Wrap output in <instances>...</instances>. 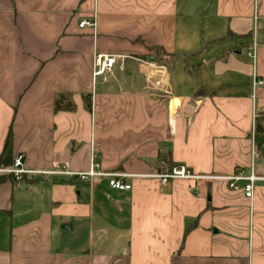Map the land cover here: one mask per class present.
Instances as JSON below:
<instances>
[{"label": "crops", "instance_id": "obj_1", "mask_svg": "<svg viewBox=\"0 0 264 264\" xmlns=\"http://www.w3.org/2000/svg\"><path fill=\"white\" fill-rule=\"evenodd\" d=\"M258 2L255 20L253 0H0V155L12 129L28 170L85 172L94 154L108 172L251 174ZM99 53L119 59L95 78ZM60 95L75 111L56 110ZM127 182L0 172V264H264L262 184L250 201L221 180Z\"/></svg>", "mask_w": 264, "mask_h": 264}, {"label": "built area", "instance_id": "obj_2", "mask_svg": "<svg viewBox=\"0 0 264 264\" xmlns=\"http://www.w3.org/2000/svg\"><path fill=\"white\" fill-rule=\"evenodd\" d=\"M80 28H96L95 20H83L79 24ZM248 55L255 61L258 53V43L256 39L247 48ZM119 56L112 54H96L94 57V70L93 76H103L113 70L117 63ZM144 65L153 66V63L144 62ZM160 70H165V67H159ZM166 71H164V74ZM156 88L162 87L161 79L154 81ZM260 86H264V80L259 78L256 74L253 77V99H255V93ZM262 113L254 108L252 115V163H251V174L246 175L243 171L236 172L232 175H200L194 173L192 170L185 166H172L167 161L160 163V170L156 173L149 174H128L123 172H108L104 171L100 163L97 161L96 155L91 156V167L85 172L69 171L66 167L57 166L53 169L44 170H28L24 167V156L18 155L15 157L13 166L7 169H0V172L11 175L16 181H21L24 176H70L77 178L81 182L91 183L96 179H105L108 182V186L115 191H129L132 189V184L127 182L129 178H152L159 180L162 186H166L170 181H203V180H221L226 182L231 190L235 192H241L244 198L252 201L255 195L256 186L262 184L264 186V174L256 171V166L264 159V146L262 152L259 151L255 143V134L258 119ZM264 127V121H263Z\"/></svg>", "mask_w": 264, "mask_h": 264}, {"label": "trees", "instance_id": "obj_3", "mask_svg": "<svg viewBox=\"0 0 264 264\" xmlns=\"http://www.w3.org/2000/svg\"><path fill=\"white\" fill-rule=\"evenodd\" d=\"M157 51L159 54H156L157 55L156 59L160 63V65H162L164 62L161 60L162 59L161 55H164V53H162L161 49H159V48L157 49ZM86 100H87V98H86ZM88 101H89L88 107L90 109L91 103H92L91 98H89ZM55 108L57 111L63 110V111H68V112H73L76 109L75 104L71 100L70 95L58 96V98L56 100ZM263 121H264V114H261V116L258 119L256 134H255L256 147L261 152H262V149L264 146ZM14 160H15V157H14V138H13L12 129H10L9 134H8L6 141H5V144H4L3 151L0 155V169H7V168L12 167ZM24 178H26V177L24 176Z\"/></svg>", "mask_w": 264, "mask_h": 264}, {"label": "rangeland", "instance_id": "obj_4", "mask_svg": "<svg viewBox=\"0 0 264 264\" xmlns=\"http://www.w3.org/2000/svg\"><path fill=\"white\" fill-rule=\"evenodd\" d=\"M259 7H260V3L258 2V0H253L252 13H253V15L255 14V18H254L255 20H257V17L260 15V13H258L259 12ZM199 16H200V13L198 14V19H199ZM174 66H175V68H173ZM174 66L172 67L170 65V74H171V78H173L174 80H177L178 79V73H177L176 65H174ZM173 79H172V83H173ZM256 167L258 168V170L264 168V162H262V164H260V166L258 164ZM207 174H213V172H210V173H207ZM218 174H220V173H218ZM221 175H226V174H221Z\"/></svg>", "mask_w": 264, "mask_h": 264}]
</instances>
